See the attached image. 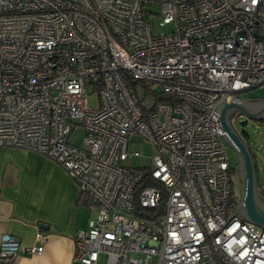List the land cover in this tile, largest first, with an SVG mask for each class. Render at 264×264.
I'll list each match as a JSON object with an SVG mask.
<instances>
[{"label": "built area", "instance_id": "2783aa9c", "mask_svg": "<svg viewBox=\"0 0 264 264\" xmlns=\"http://www.w3.org/2000/svg\"><path fill=\"white\" fill-rule=\"evenodd\" d=\"M262 86L264 0H0V147L53 159L95 205L73 264H264V229L225 224L234 166L213 113ZM132 134L149 166L124 164L144 156ZM23 249L7 236L0 264Z\"/></svg>", "mask_w": 264, "mask_h": 264}, {"label": "crops", "instance_id": "0c3cea01", "mask_svg": "<svg viewBox=\"0 0 264 264\" xmlns=\"http://www.w3.org/2000/svg\"><path fill=\"white\" fill-rule=\"evenodd\" d=\"M80 196L77 183L53 159L0 147V242L15 236L24 247L14 264H73L75 234L91 218ZM40 232L46 236L43 251L32 253Z\"/></svg>", "mask_w": 264, "mask_h": 264}, {"label": "water", "instance_id": "95a60500", "mask_svg": "<svg viewBox=\"0 0 264 264\" xmlns=\"http://www.w3.org/2000/svg\"><path fill=\"white\" fill-rule=\"evenodd\" d=\"M213 113L220 121L222 138L228 147L235 149L237 155L236 171L240 185L239 200L234 213L231 214L225 224L235 214H238L245 221L264 229V199L258 188L257 164L255 155L248 143L250 134L246 130L249 119L264 121V99L232 96L231 102H227L225 96L223 101L215 107ZM239 113L244 114L245 118L239 122L240 130L238 131L233 124V116ZM40 227L42 229L48 228L45 224H41Z\"/></svg>", "mask_w": 264, "mask_h": 264}, {"label": "rangeland", "instance_id": "374dc122", "mask_svg": "<svg viewBox=\"0 0 264 264\" xmlns=\"http://www.w3.org/2000/svg\"><path fill=\"white\" fill-rule=\"evenodd\" d=\"M172 25H159L158 23L154 26L153 31L155 34L167 33L172 31ZM246 98L249 99H264V86L258 87L255 89L248 90L245 94ZM89 105L92 107H98V95L97 93H90L88 96ZM245 118L244 114H236L233 118V124L236 128H240L239 122ZM246 130L250 134L249 144L252 149L253 154L255 155V161L258 169V188L260 190L261 196L264 199V122L249 119L248 124L246 125ZM86 137L85 129L79 128L75 130L70 138V141L76 145L83 146L84 140ZM131 149L139 150L143 153L144 156L134 157L127 160L124 164L129 167H143L149 166L151 164V156L156 153V148L154 145L144 140L139 134L131 135ZM228 154L233 166L236 167L237 164V155L235 149L228 147ZM231 179L233 181V195L232 199L236 202L239 200V178L237 171L232 172ZM89 218L93 217L97 209L92 203L88 204ZM236 209V208H235Z\"/></svg>", "mask_w": 264, "mask_h": 264}, {"label": "trees", "instance_id": "16d2710c", "mask_svg": "<svg viewBox=\"0 0 264 264\" xmlns=\"http://www.w3.org/2000/svg\"><path fill=\"white\" fill-rule=\"evenodd\" d=\"M159 100H167V98H164V97H159L158 98ZM261 122H264V121H261ZM235 167L233 168V171H235ZM148 184H150L149 182H147V181H143L142 183H141V185H140V187H139V190L140 189H142V188H144L146 185H148ZM78 202L79 203H82V204H85V205H88V204H90V201L87 199V197L85 196V195H83L82 193H81V196H80V198L78 199ZM232 207H234V208H236V205H237V202L234 200V199H232Z\"/></svg>", "mask_w": 264, "mask_h": 264}, {"label": "flooded vegetation", "instance_id": "af4514ba", "mask_svg": "<svg viewBox=\"0 0 264 264\" xmlns=\"http://www.w3.org/2000/svg\"><path fill=\"white\" fill-rule=\"evenodd\" d=\"M234 117H235V115L233 116V118H234ZM248 121H249V120H248ZM234 126H235V125H234ZM235 127H236V126H235ZM236 129H237L238 131L240 130V128H238V127H237ZM248 143H249V141H248ZM234 167H235V166H234ZM236 167H237V164H236ZM236 167H235V168H236Z\"/></svg>", "mask_w": 264, "mask_h": 264}]
</instances>
